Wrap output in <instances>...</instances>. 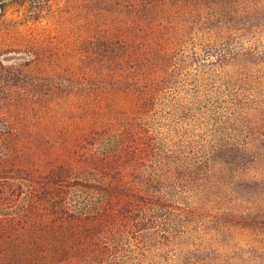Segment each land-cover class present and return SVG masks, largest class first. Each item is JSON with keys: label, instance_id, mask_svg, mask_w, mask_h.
<instances>
[{"label": "trees", "instance_id": "obj_1", "mask_svg": "<svg viewBox=\"0 0 264 264\" xmlns=\"http://www.w3.org/2000/svg\"><path fill=\"white\" fill-rule=\"evenodd\" d=\"M261 10L260 0H136L120 28L108 25L107 57L127 70L109 67L106 88L110 79L137 99L124 107L118 148L88 153L103 179L67 176L70 161H27L28 120L11 112L14 96L0 97V264H219L222 244L202 229L235 205L251 233L259 226L248 248L264 264V173L249 171L264 154V35L252 17ZM145 145L155 188L125 171L130 156L145 160ZM224 170H248V199L230 192Z\"/></svg>", "mask_w": 264, "mask_h": 264}, {"label": "rangeland", "instance_id": "obj_2", "mask_svg": "<svg viewBox=\"0 0 264 264\" xmlns=\"http://www.w3.org/2000/svg\"><path fill=\"white\" fill-rule=\"evenodd\" d=\"M135 1L0 0V97L14 96L11 112L20 114L16 118L19 125L22 118L23 124L28 120L27 161H36L40 166H66L70 161L71 169L66 166L64 174L71 178H105L106 173L87 161L88 153L96 148L102 154L118 148L117 143L127 135L124 107L135 103L137 93L131 90L127 95L123 88L112 86L110 79L106 88L109 67L116 75L123 73V78L127 69L122 70L120 60L108 59L113 52L106 51L107 40L100 37L106 34L109 24L114 29L121 27L116 24L127 16ZM249 15L245 19L259 17L258 23L253 19L258 24L254 30L264 35V11L258 16ZM129 82L127 85L133 79ZM129 143L136 146L133 140ZM144 147L145 160L130 156L125 171L128 178L155 188L158 171L151 170L156 156L151 146ZM253 168L249 171L264 173V154ZM245 171L233 174L224 170L227 174L220 175L234 180L231 193L248 199L246 182L251 174ZM73 188L85 197L94 194L80 184ZM220 189L224 191L223 186ZM247 204L243 208L247 209ZM225 206L232 205L223 202L220 208ZM242 211L235 205L218 223L202 229L206 240L213 239L215 246L222 244L216 248L221 257L219 264H259L262 254L248 248V240L261 238L259 233L255 235L260 232L259 226L251 233L248 225L252 219L248 220V211Z\"/></svg>", "mask_w": 264, "mask_h": 264}]
</instances>
